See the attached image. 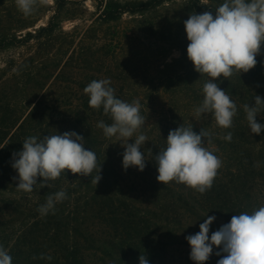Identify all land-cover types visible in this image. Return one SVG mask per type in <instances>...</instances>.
Masks as SVG:
<instances>
[{"label": "trees", "instance_id": "obj_1", "mask_svg": "<svg viewBox=\"0 0 264 264\" xmlns=\"http://www.w3.org/2000/svg\"><path fill=\"white\" fill-rule=\"evenodd\" d=\"M165 1L110 3L106 14L115 21L124 13L149 11ZM256 60V66L247 73H235L236 85L230 88L240 109L254 104L256 95L264 99V63ZM88 100L75 105L38 101L23 116L16 115L10 103L0 106V246L8 250L12 264H139L141 254L149 264H168L166 242L157 233L161 229L159 220L168 219L163 215H172L171 220L180 225L183 216L195 218L201 210L218 214L227 224L233 215L251 214L264 206V131L252 133L245 112L233 117L231 128L217 130L211 129L216 124L213 117H189L185 121L166 113L157 119V134L145 155L143 170L145 185L156 193V199L167 204L155 216L138 209V187L127 186L110 161L112 151L106 148V136L97 127L100 121L110 125V115L102 107L91 108ZM63 107L66 110L60 113L58 109ZM256 120L264 124V109ZM181 124L192 126L197 134L202 128L209 131L212 142L206 147L221 161L212 187L203 194L193 189L184 194L177 191L174 181L161 184L156 179L155 154L166 147L169 131ZM71 131L83 136L85 148L96 154L97 170L87 177L65 171L43 188L38 178L31 193L17 191L13 154L22 150L24 140ZM229 132L231 141L222 138ZM99 165L102 179L96 185L93 178ZM60 190L66 192L67 199L55 205L54 213L41 216L38 208L46 203L48 195ZM42 255L51 259H41ZM219 259L209 258L212 261L205 264H217Z\"/></svg>", "mask_w": 264, "mask_h": 264}, {"label": "rangeland", "instance_id": "obj_2", "mask_svg": "<svg viewBox=\"0 0 264 264\" xmlns=\"http://www.w3.org/2000/svg\"><path fill=\"white\" fill-rule=\"evenodd\" d=\"M145 1L38 0L33 13L25 16L15 0H0V106L10 103L16 115L23 116L38 101L75 105L89 99L83 89L91 81L110 79L117 98L140 102L145 124L135 135L147 136L140 149L144 155L152 146L161 115L167 113L185 121L189 117H213L211 113L195 115L203 100V85L210 77L196 72L187 58L189 41L184 21L194 13L212 11L214 15L224 0H168L149 11L124 13L115 21L108 19L106 7L110 3ZM6 43L12 46L3 47ZM256 58L264 63V45ZM214 82L238 102L230 94V88L236 85L235 73ZM64 110L65 107L58 109L60 113ZM240 111L244 109L237 107L236 114ZM218 128L216 124L211 127ZM106 140V148L112 151V164L127 186L138 187V209L159 216L167 204L156 199V193L145 185L143 180L147 177L143 171L123 168L122 143L116 137ZM173 183L177 191L189 194L191 188ZM197 212L195 218L183 216L180 225L175 224L174 218L171 220L170 214L163 215L168 218L166 222L159 220L161 229L157 233L166 242L168 264H195L185 237L198 233L207 216L216 217L209 235L226 224L216 213ZM219 250L214 246L209 258H219L215 254Z\"/></svg>", "mask_w": 264, "mask_h": 264}, {"label": "clouds", "instance_id": "obj_3", "mask_svg": "<svg viewBox=\"0 0 264 264\" xmlns=\"http://www.w3.org/2000/svg\"><path fill=\"white\" fill-rule=\"evenodd\" d=\"M39 2L43 3V0ZM37 3L38 0H15L18 10L25 16L33 13ZM214 12V15L212 11L194 13L184 21L189 41L187 58L196 72L210 77L203 85V100L195 109L196 117L211 113L216 124L227 129L232 127L237 105L214 81L220 77L227 79L234 73H247L256 66V57L264 45V0H224ZM110 84V79L93 80L83 91L89 97L91 108L102 107L103 112L110 115V125L100 121L97 127L106 137H116L122 143L125 149L123 168L136 167L143 171L146 158L140 149L147 136L143 133L135 135L145 124V118L140 114V102L128 103L117 98ZM243 109L251 132L259 135L264 131V124L258 123L256 117L264 109V99L256 95L254 104H245ZM222 138L231 141L232 133ZM130 140L134 142L129 143ZM83 142V136L74 131L43 139L26 138L22 150L13 154L12 167L18 173L17 191L31 193L38 178L41 188L47 187L48 181L58 179L65 171L91 176L97 170V156L85 148ZM211 142V133L203 128L199 134L192 126L183 124L170 130L166 147L155 154L157 181L161 184L174 181L201 194L209 190L221 167L220 159L206 147ZM100 172L101 165L93 178L96 185L102 179ZM65 199L64 190L48 195L38 212L41 216L54 213L55 205ZM215 219V216H207L199 225L198 233L185 237L191 247L190 259L195 264H205L214 246L220 249L215 253L221 257L217 264H264V206L251 214L233 215L230 222L209 237L210 225ZM40 258L50 260L51 256ZM0 264H12V257L3 246H0ZM139 264H149L144 254L140 255Z\"/></svg>", "mask_w": 264, "mask_h": 264}]
</instances>
